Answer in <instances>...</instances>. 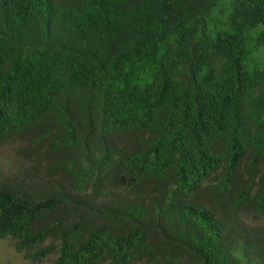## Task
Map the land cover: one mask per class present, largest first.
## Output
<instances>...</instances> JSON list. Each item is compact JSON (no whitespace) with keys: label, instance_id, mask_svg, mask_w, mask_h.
Masks as SVG:
<instances>
[{"label":"trees","instance_id":"trees-1","mask_svg":"<svg viewBox=\"0 0 264 264\" xmlns=\"http://www.w3.org/2000/svg\"><path fill=\"white\" fill-rule=\"evenodd\" d=\"M13 136L45 168L0 182L26 257L264 264V0H0Z\"/></svg>","mask_w":264,"mask_h":264},{"label":"rangeland","instance_id":"rangeland-1","mask_svg":"<svg viewBox=\"0 0 264 264\" xmlns=\"http://www.w3.org/2000/svg\"><path fill=\"white\" fill-rule=\"evenodd\" d=\"M28 140L25 137L13 136L0 142V182L10 183L14 180L24 182L27 179H40L43 177L42 166L36 168V157H28ZM63 186L70 190L68 180L59 178ZM71 219V218H70ZM240 219L250 226L264 225V216L255 212L241 214ZM56 238L49 237L44 245L57 243ZM26 251H16L14 239L0 238V264H51L56 254H48L41 260L32 259L25 256Z\"/></svg>","mask_w":264,"mask_h":264}]
</instances>
